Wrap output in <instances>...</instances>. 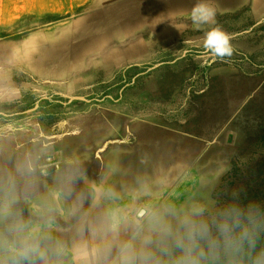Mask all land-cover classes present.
<instances>
[{"label": "rangeland", "instance_id": "obj_1", "mask_svg": "<svg viewBox=\"0 0 264 264\" xmlns=\"http://www.w3.org/2000/svg\"><path fill=\"white\" fill-rule=\"evenodd\" d=\"M195 2L0 0V186L44 175L83 146L114 150L110 162L129 175L126 194H103L93 209L60 165L73 231L43 239L18 204L6 226L15 254L38 242L45 264H119L120 245L139 250L149 234L142 213L176 229L194 205L210 224L229 205L258 209L254 247L221 252L219 264L264 253V0H210L234 47L215 63L198 58L209 26L194 30ZM101 162L85 172L97 178ZM148 247L164 264L180 255L155 234Z\"/></svg>", "mask_w": 264, "mask_h": 264}, {"label": "clouds", "instance_id": "obj_2", "mask_svg": "<svg viewBox=\"0 0 264 264\" xmlns=\"http://www.w3.org/2000/svg\"><path fill=\"white\" fill-rule=\"evenodd\" d=\"M216 15L217 10L210 0H196L190 10L194 30H203L205 26H209L200 38L203 51L198 58L205 63H215L218 60L227 62V58L234 53L233 36L217 25ZM32 170L31 166L27 169L29 172ZM205 211L203 205H194L189 214L178 219L179 227L176 229L170 222L164 220L162 214L157 216L155 213H142L141 220L147 217L149 234L144 236L139 250L132 241L122 243L119 264H164L149 250L148 246L153 243V234L159 238L160 243L166 244L171 240L172 246L179 250L180 255L172 264H219L221 252L226 254L239 252L245 243L249 247H254L256 230L253 218L258 212L256 206L250 205L243 209L237 205H229L217 214L219 218L212 224L202 218ZM141 220L136 222L138 227L141 226ZM14 227L22 231L24 225L18 222ZM113 230L115 231V227ZM165 251L169 249L165 247ZM36 255L42 260L46 256L38 242L23 244L16 253L14 264H20L22 260H31ZM254 264H264V253L256 258Z\"/></svg>", "mask_w": 264, "mask_h": 264}, {"label": "crops", "instance_id": "obj_3", "mask_svg": "<svg viewBox=\"0 0 264 264\" xmlns=\"http://www.w3.org/2000/svg\"><path fill=\"white\" fill-rule=\"evenodd\" d=\"M97 149L84 146L76 147L74 155L65 157V161H62V163H54L45 168L44 175L37 173L35 174L36 177L31 179L21 178L16 184L5 182L0 186V264H14L16 258V254L12 249L11 236L6 233V226L11 220L14 207L18 204L27 213L36 217L35 226L30 227L29 230H37L43 236V239L46 238V235L50 239L54 236L53 240L58 243L61 236H64V234L70 235L73 231L72 225L75 215L66 200L64 185L58 184L56 181L58 177L63 175L59 171L60 165H68L72 169L70 176H68L69 181L73 180L80 188L89 190L91 195L90 208H103L101 202L105 199L100 198L103 194H126L125 183L129 175L125 172L127 170L124 166L122 170L120 168L115 169V166L110 162L115 151L111 150L101 155V153L99 154L100 150ZM98 158L102 159L101 174L94 178L85 172V169ZM42 161L46 162V159L42 158ZM96 189L100 191L97 192ZM119 189H121L120 192H115ZM86 205L87 203L81 209L84 210L87 207ZM62 224L64 228L59 227ZM44 252L46 253L44 260L38 255L31 260L45 264L48 254L46 251ZM20 264H24L23 260ZM26 264H30L29 261H26Z\"/></svg>", "mask_w": 264, "mask_h": 264}]
</instances>
